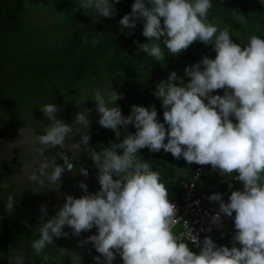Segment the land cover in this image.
Returning a JSON list of instances; mask_svg holds the SVG:
<instances>
[{
    "label": "trees",
    "instance_id": "obj_1",
    "mask_svg": "<svg viewBox=\"0 0 264 264\" xmlns=\"http://www.w3.org/2000/svg\"><path fill=\"white\" fill-rule=\"evenodd\" d=\"M63 3L68 30L61 44L51 53L39 60L27 59L30 52L6 49L0 42V126L7 128L27 122L30 127L21 128L30 130L31 125L38 124L35 133L41 134H38V149L33 154L46 158L43 162L48 170L40 173L36 165L42 160L29 158L26 166L30 172L24 169L29 175L20 171L22 187L26 185L25 179L29 183L35 175L45 182L50 176L59 174V169L64 168V158L74 162L77 170L70 172L74 176L81 172L89 177L104 171L113 177L116 175L113 169H120L124 163L128 173L139 177L137 198L120 201L118 215L105 226V244L89 245L79 264L93 263L103 247L110 243L108 231L115 227L126 231L147 220L157 219L164 204L181 196L185 183L192 177L193 168L191 161L180 160L181 151L201 146L212 123L205 120L214 117L217 109L211 110L205 105L193 112L195 100L205 103L209 93L219 95L220 101L232 104L233 108L235 103L241 107L232 111L238 118L228 129L226 141L214 159H220L218 156L222 150L226 152L228 137L238 134L263 154L257 159L258 170L247 183L251 187L262 186L252 195L256 204L254 212L264 214V143L259 146L260 140H252L251 133L244 136L248 125L244 121L242 126L238 116L241 109L264 94V0H63ZM175 6L182 7V14L168 16ZM26 14L25 0H0V36L20 30ZM134 14L162 20L166 29L177 32L179 45L187 52L182 53L164 34L130 31L124 23ZM210 24L225 27L230 36L237 32L239 44L244 48L234 50L226 41L206 43L201 40L204 48L198 54L193 53L192 38H202L212 30L211 26L208 27ZM190 65L193 72L199 67L206 76L180 79ZM209 79L219 84V88L211 89L206 83ZM254 85L261 89L250 99L247 93ZM87 87H108L106 93L113 89L112 98H105L108 105L92 119L87 138L70 135L69 138L88 141L84 150L77 153L76 145L61 149L68 138L64 139L57 128L60 124L62 127L69 124L62 117L69 115L68 119L72 120L78 117L76 111L68 113L65 107L74 100L80 101L83 98L80 90ZM20 88L26 94H22ZM36 97L42 98L43 106L31 111L25 99ZM4 100L9 102L7 106ZM104 102L102 99L99 105ZM80 105L79 109L83 111L86 102L84 105L82 100ZM92 106V103L87 105ZM52 107L59 109L54 110L55 116L52 112L48 114L57 128L48 129L43 123L44 118H38ZM165 109L169 111L167 119L163 118ZM189 112L200 118L192 121L197 128L190 126ZM257 123L254 127L259 128ZM222 164L223 161L220 167ZM79 180L80 176L75 182ZM227 181L219 175L208 184L221 183L219 191L227 197L243 194L242 188L229 185ZM238 206H243V202ZM23 211L32 214L28 209ZM33 237L30 223L0 216V264H6L8 252L17 250ZM167 245L157 261L147 259L141 264H264V238L261 237L217 236L210 248H203L179 242L174 234ZM31 264L50 262L47 258H40Z\"/></svg>",
    "mask_w": 264,
    "mask_h": 264
},
{
    "label": "rangeland",
    "instance_id": "obj_2",
    "mask_svg": "<svg viewBox=\"0 0 264 264\" xmlns=\"http://www.w3.org/2000/svg\"><path fill=\"white\" fill-rule=\"evenodd\" d=\"M25 7L28 14L25 17L24 26L20 30L8 32L6 36L5 33L2 34L0 36L2 45H0L1 47L5 46L6 49L15 48L24 53L30 52L27 59L39 60L47 53H51L63 41L68 30L66 10L63 0H25ZM181 10V6H175L167 15L177 17L182 14ZM124 25L137 34H164L175 42L174 44L178 46L182 53L187 52L184 47L179 45L177 32L166 29L162 20L149 18L148 16L137 17L134 14L127 19ZM210 26L211 24L208 25V27ZM211 28L212 30L207 31L202 38H197V36L192 38L193 53L198 54L204 48L201 40L206 43L226 41L228 46L234 50L244 48V45L239 44L237 32L230 36L225 27L211 26ZM190 67L192 66H189L187 72H182L180 79H190L197 75L206 76L201 68L198 67L193 72ZM206 83L211 89L219 88V84L210 79ZM106 88L108 87L82 88L80 96L83 95V98H80L78 102L74 100L65 107L68 109V113L72 114L75 111L76 114L78 113V117L74 120L68 119L69 115L62 117L64 122L69 123L67 127H62L60 124V128H57L54 119L48 116L49 112H52L55 116L54 110L58 111V108L53 109L52 107V111L47 109V112L43 111V115L39 116L38 120L44 118L43 123L48 129L57 128L62 132L64 139L68 138V140H64L61 149H71L73 145H76L77 153L84 150L83 147L88 141L69 137L70 135L88 137V126L91 124L92 119L100 113L99 111L106 108V105H108L106 99L112 98L113 89L111 92L106 93ZM20 92L26 94L21 88ZM188 95L191 96V94ZM36 98L25 99V103L30 105L31 111L43 106V100L40 97L34 103ZM218 98L221 97L209 93L205 103L195 100L197 103L194 105L193 112L200 110L205 105L211 110L214 109L217 104L223 103ZM102 99L105 102L99 105ZM82 100L84 105L86 102L83 111L79 109ZM89 103L93 104L90 108L87 107ZM232 103H235L234 100H232ZM4 104L7 106L9 102L4 100ZM223 104L231 112L240 107V104L237 107L236 103L234 108L231 106L232 104ZM193 112L187 113L188 120L191 121V127L197 128L196 123H192V121H198L200 118L191 115ZM168 114V109H165L163 118L167 119ZM238 116L242 126L245 123L248 125L244 136L248 137L251 133L252 140H260L258 145L261 146L264 143V94H260L247 108L241 109ZM209 120L212 122V118H207L205 121ZM255 122H258L259 128L254 127ZM249 123H251L250 126ZM36 126L31 125L32 129L24 135H17V133H20V128L8 127L7 132L3 131V136L0 137V191H3V194L0 195V216L2 218L21 219L30 223L34 231V237L30 242L24 243L17 247V250L7 253L9 256L6 258V264H31V262L33 263L40 258H47L50 264H79L80 260L84 259L89 245L98 243L103 246L105 244L104 230L106 224L118 215V209L120 210V203H122L120 201L123 199L135 200L137 198L140 193L137 183L140 179L128 173L123 163L120 169H117V167L113 169L115 170L114 174H116L113 177L107 176L104 171L89 177L83 176L80 172L75 173V175L80 176V180L75 182V177L70 172H76L77 168L73 166L74 162L70 163L69 160L65 161L64 158L62 163L64 168L59 169V174L56 176H50L51 174H49L50 177L45 182L38 175H35L29 183L25 179L26 185L22 187L21 180L23 177L20 171L26 169L30 172L26 166L29 158L33 161L42 160L41 163L36 165L40 173L48 170V167H44L43 162L46 158L41 154H33L30 157L23 158L18 156V150L24 151L23 154H32L38 149L37 137L41 133H35L38 128ZM0 128L2 129V127ZM255 128L259 130L252 132ZM227 143L226 152L222 150L218 156L223 161L222 167L219 165L221 163L219 158L212 159L205 172V178L199 182L198 190L203 191L210 181L221 175L223 179L228 180L229 185L231 183L243 189V194L238 193L236 197L232 198L218 191L216 199L221 202V205L229 211L255 213V200L253 204H249L251 195L262 186L255 185L251 187L247 181L249 182L250 177L258 170L257 159L263 157V154L258 153L256 150L258 148L253 146L252 142L248 143L242 137H239V134L231 138L229 136ZM9 145L10 148L13 145L14 149H17L16 157L11 158L10 151L5 152ZM91 150L95 154L92 147ZM33 169L35 170V168ZM27 171H25V174L29 175ZM262 179L264 180V178ZM28 184L36 191L32 190ZM240 202H243V206H238ZM126 207L128 208V206ZM25 209L30 210L32 214H27L23 211ZM112 211L117 213L115 215L108 214ZM85 221L88 222V225L84 224ZM111 231L107 232L108 236L112 235ZM160 249L164 253V249L162 247ZM148 258L155 257L150 255Z\"/></svg>",
    "mask_w": 264,
    "mask_h": 264
},
{
    "label": "built area",
    "instance_id": "obj_3",
    "mask_svg": "<svg viewBox=\"0 0 264 264\" xmlns=\"http://www.w3.org/2000/svg\"><path fill=\"white\" fill-rule=\"evenodd\" d=\"M260 89L254 85L247 96L253 98ZM216 116L227 127L234 120L222 108L218 109ZM222 139V131L218 130L211 133L208 147L183 149L180 160H190L193 168L192 177L185 183L181 196L168 203L158 224L149 221L117 234L114 242L97 256L93 264H140L160 247L166 248L167 240L174 234L179 242L204 248L211 247L216 236L264 237V214H242L224 208L216 199L221 183H211L203 191L198 190Z\"/></svg>",
    "mask_w": 264,
    "mask_h": 264
},
{
    "label": "clouds",
    "instance_id": "obj_4",
    "mask_svg": "<svg viewBox=\"0 0 264 264\" xmlns=\"http://www.w3.org/2000/svg\"><path fill=\"white\" fill-rule=\"evenodd\" d=\"M28 14V13H27ZM26 20V19H25ZM189 94V93H188ZM216 112H214V117H212V123L210 124V126H209V129H208V133H207V135H206V138H205V141L204 142H202V144H201V146H207L208 147V145H209V141H210V138H211V133H213V132H216V131H218V130H220V131H222V134H223V139H222V141H221V143L219 144V146L217 147V149H216V153H215V155H214V157L212 158V159H214L215 158V156H217V151H218V149L221 147V145L226 141V138H227V132H228V129L235 123V121H236V119L238 118L236 115H234L228 108H226V106L223 104V103H221L220 105H216ZM220 108H222L223 110H227L231 115H232V117H233V122H232V124H231V126L230 127H227V126H225L218 118H217V116H216V114H217V111H218V109H220ZM23 125V126H22ZM69 126V125H68ZM0 127H2V126H0ZM10 127H12V128H20L19 129V132L20 133H17V135H19V134H26V133H29V130L28 129H23V128H21V127H30L29 125H28V123L27 122H24L23 124H19V125H11ZM72 127V126H71ZM70 127V128H71ZM3 129V130H2ZM2 129H0V132L2 133V136H3V131H5V132H7V129H8V127L7 128H4V127H2ZM2 136H0V137H2ZM201 146H199V147H201ZM8 151H10V154H12V157L11 158H13V157H16L15 155H16V153H17V149H14V147H13V145H11V148H10V145H9V148L8 149H6L5 150V152H7L8 153ZM6 153V154H7ZM24 153V151H22V150H18V156L19 157H26V156H28V157H30V156H32L33 155V152H32V154L31 153H28V154H23ZM211 159V160H212ZM210 160V161H211ZM190 161V160H189ZM210 163V162H209ZM192 165V164H191ZM209 165V164H208ZM193 166V165H192ZM207 169V168H206ZM206 172V171H205ZM191 175H192V173H191ZM204 179V178H203ZM202 179V180H203ZM3 191H0V195L1 194H3L2 193ZM6 192V191H5ZM252 197H254V199L252 200ZM0 199H1V197H0ZM254 200H255V196H251V200H250V204H253L254 203ZM174 201V200H173ZM172 202V201H171ZM168 203L169 202H167L166 204H164V206H163V208H162V213H161V215L156 219V218H154V219H151V220H147V221H145V222H143L140 226H136V227H133V228H130V229H128V230H126V231H121L118 227H115L116 228V231L115 232H113L114 230H115V228H113L114 230H110L111 231V233H112V235H107V237H108V240H109V244H106L104 247H103V249L100 251V253L103 251V250H105V248L106 247H108V246H110L113 242H114V239H115V236L117 235V234H119V233H125V232H128L129 230H132V229H135V228H138V227H141L144 223H146V222H149V221H151V222H153V223H155V224H158V222H159V218L163 215V212H164V209L166 208V206L168 205ZM234 212H236V211H234ZM240 213V212H239ZM250 214H255V213H250ZM256 214H262V213H256ZM109 231V232H110ZM217 237V236H216ZM215 237V238H216ZM220 237V236H219ZM215 238H214V240H215ZM261 238H264V237H261ZM169 240V239H168ZM168 240H167V242H166V244L168 243ZM213 245V244H212ZM163 249H164V252H165V250L168 248V245H167V247L165 248V247H162ZM204 248V247H203ZM210 248V247H209ZM99 253V254H100ZM98 254V255H99ZM163 254L164 253H162V250L159 248V249H157L153 254H151V255H153L155 258H146L145 260H147V259H152L153 261H157L159 258H161L162 256H163ZM97 255V256H98ZM97 258V257H96ZM95 258V259H96ZM144 260V261H145ZM95 261V260H94ZM144 261H142L141 263H143ZM140 263V264H141ZM93 264V263H92Z\"/></svg>",
    "mask_w": 264,
    "mask_h": 264
},
{
    "label": "crops",
    "instance_id": "obj_5",
    "mask_svg": "<svg viewBox=\"0 0 264 264\" xmlns=\"http://www.w3.org/2000/svg\"><path fill=\"white\" fill-rule=\"evenodd\" d=\"M75 177V179H79V176H77V175H75L74 176ZM160 216V215H159ZM116 231V229L113 231V232H115ZM50 262V261H49ZM94 262V261H93Z\"/></svg>",
    "mask_w": 264,
    "mask_h": 264
}]
</instances>
